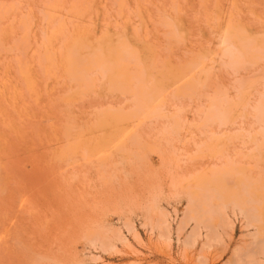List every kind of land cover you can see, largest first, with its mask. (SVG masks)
Here are the masks:
<instances>
[{
  "label": "rangeland",
  "instance_id": "1",
  "mask_svg": "<svg viewBox=\"0 0 264 264\" xmlns=\"http://www.w3.org/2000/svg\"><path fill=\"white\" fill-rule=\"evenodd\" d=\"M229 29L262 41L264 0H0V264H264V52L234 67ZM75 44L135 50L159 116L71 77Z\"/></svg>",
  "mask_w": 264,
  "mask_h": 264
},
{
  "label": "bare ground",
  "instance_id": "2",
  "mask_svg": "<svg viewBox=\"0 0 264 264\" xmlns=\"http://www.w3.org/2000/svg\"><path fill=\"white\" fill-rule=\"evenodd\" d=\"M230 18V16H229ZM178 23V22H177ZM180 24V23H178ZM176 25V24H175ZM230 26V25H229ZM177 27V25H176ZM182 25L180 26V30H181ZM236 29V27H235ZM175 30V29H174ZM179 30V29H178ZM183 30V29H182ZM227 30V29H226ZM60 31V30H59ZM177 31V30H176ZM184 31V30H183ZM58 32V31H57ZM226 32V31H225ZM244 32V31H243ZM183 33V32H182ZM181 33V36H183ZM55 34V33H54ZM178 34V33H177ZM184 34V33H183ZM62 35V34H61ZM246 35V33L244 34ZM240 31H236V30H232L229 29V31L226 33L224 39H223V44L226 47L225 50V54L226 56H228L230 58V61L232 62V64L234 65V67H238L240 65H243L246 61H253L258 59V57L264 52V39L262 41H256V39H250L249 35L248 38L246 36H244ZM51 38V36L49 37ZM53 38V37H52ZM253 38V37H252ZM81 39V38H80ZM49 40V39H48ZM51 40V39H50ZM75 40V39H74ZM105 40V39H104ZM261 40V39H260ZM73 42V41H72ZM80 42V40L78 41ZM103 42V41H102ZM108 42V40L106 41V43ZM120 43V41H119ZM118 43V44H119ZM122 43V42H121ZM74 44V43H73ZM72 44V45H73ZM102 44V43H101ZM117 44V45H118ZM104 45V43H103ZM102 45V46H103ZM79 46L80 44H75L74 46L70 47L67 52L65 50V63L67 66V72L69 74H71V77L73 76L76 81L78 82H82L83 84H85V88L89 89L90 86L93 84L90 80L89 77V72L91 71V69L93 70V68L97 71H99L102 75L107 76L108 77V81H109V85H110V89L112 90H119V91H131L134 90L135 93V97H136V102H137V107L135 109V111L130 115L129 118H131V116L133 117H138V116H142L144 113L145 109H153L152 113L153 115H157L154 113H158L157 110L159 107V103L157 104V107H154V103H156L162 96H161V89H163V85L160 83L158 84H154L152 86H147L144 82V74L141 75L140 74H136V76H132V74H128L127 72H125L123 69H119V67L121 66L122 62H126V61H132V59L135 60V58L137 57L135 55L132 57V54L130 51L127 50L126 47L124 46H115L113 48L107 49L106 53H102V52H96L93 55L90 54L88 58H83L81 56H78L79 54ZM113 46V45H112ZM130 46V44H129ZM128 46V47H129ZM223 46V45H222ZM131 47V46H130ZM67 48V47H66ZM65 48V49H66ZM91 48V47H90ZM109 48V47H108ZM96 49V48H95ZM130 49V48H129ZM134 49V47H132V50ZM81 50V49H80ZM99 51V50H98ZM95 52V50H94ZM104 52V51H103ZM136 53V51L134 50V54ZM133 54V55H134ZM88 55V54H87ZM86 56V55H85ZM261 58V57H260ZM64 59V58H63ZM230 62V63H231ZM130 63V62H129ZM198 63V62H197ZM248 62H246L247 64ZM201 64V62H200ZM203 64V63H202ZM201 64V65H202ZM198 65V64H197ZM200 65V66H201ZM93 66V67H92ZM195 66V65H194ZM199 66V65H198ZM197 66V67H198ZM199 66V67H200ZM201 69V68H200ZM127 70V69H126ZM208 70V69H207ZM206 72V71H205ZM208 72V71H207ZM175 73V72H174ZM92 74V73H90ZM182 75L183 73H178V75ZM187 74V73H186ZM188 76V75H186ZM178 76H176L177 78ZM185 77V76H184ZM73 79V78H72ZM133 79H136L139 83L137 85H139V87H137V85L135 84V88L134 85L132 86L131 82ZM147 79V78H146ZM154 79V78H153ZM181 80V79H180ZM183 80V79H182ZM134 81V80H133ZM136 81V82H137ZM135 82V81H134ZM158 82V81H157ZM181 82V81H180ZM193 82V81H192ZM195 82V81H194ZM31 83V82H30ZM151 83V82H150ZM154 83V82H153ZM152 83V84H153ZM29 84V83H28ZM5 84L3 83L1 86H4ZM7 85V84H6ZM196 84H192L191 83V90L192 88L195 89ZM30 87V86H29ZM84 87V85H83ZM93 87V86H92ZM137 87V88H136ZM186 87V86H185ZM249 87V86H248ZM133 88V89H132ZM167 88V87H166ZM187 90L189 91L190 89L187 88ZM133 93V92H132ZM264 93V92H263ZM243 94V93H242ZM246 93H244L245 95ZM161 96V97H160ZM241 96V95H240ZM239 96V97H240ZM163 98V97H162ZM245 98V97H243ZM216 99V98H215ZM240 99L242 100V98L240 97ZM248 99V98H246ZM224 100V101H223ZM223 100H214L211 103L210 109L206 115V121L212 123L213 121H219L222 125L226 124L228 121L231 122L230 120L232 119L233 113L235 112V109L238 107V103L237 104H232V103H228L226 102L227 99H223ZM226 100V101H225ZM237 100V99H236ZM164 101V100H163ZM239 101V99H238ZM243 101V100H242ZM211 102V101H210ZM232 102V101H231ZM234 102V100H233ZM163 103V102H162ZM242 104V102L240 101L239 104ZM245 102H243L244 104ZM161 105V104H160ZM156 106V105H155ZM244 106V105H243ZM163 107V106H162ZM161 108V107H159ZM239 108V107H238ZM257 115L259 117V121L264 123V94L261 96V99L259 101V104L257 105ZM134 110V109H132ZM237 111V110H236ZM123 114V113H122ZM150 114V115H151ZM162 114V113H160ZM148 115V114H147ZM149 115V116H150ZM151 115V117L153 116ZM177 115V114H176ZM236 115V114H235ZM159 116V115H157ZM156 116V117H157ZM163 116V115H162ZM132 117V118H133ZM179 117V116H178ZM182 117V116H181ZM126 118H128L126 115H120L118 114H104L103 115V122L104 123H118L122 120H125ZM236 118V117H235ZM178 119V118H177ZM235 120V119H234ZM178 121V120H177ZM203 123V122H202ZM179 124V123H178ZM231 124V123H230ZM174 125V124H172ZM171 125V126H172ZM208 125V124H207ZM216 125V124H215ZM234 125V124H233ZM180 126V125H178ZM209 126V125H208ZM211 126V125H210ZM118 127V126H117ZM177 127V126H176ZM180 127H183L182 125ZM117 128H115L114 130H116ZM181 129V128H180ZM118 130V129H117ZM120 130V129H119ZM179 130V129H178ZM170 131H172L170 129ZM168 131V132H170ZM120 132V131H119ZM107 133V132H106ZM118 133V132H117ZM173 133V132H172ZM178 133H180L178 131ZM119 134V133H118ZM113 135V134H112ZM169 135V134H168ZM173 135V134H172ZM108 136V135H107ZM118 136V135H117ZM216 136V135H215ZM223 136V134H222ZM111 138V137H110ZM230 138V137H229ZM115 139V138H114ZM117 139V138H116ZM212 139V138H211ZM217 139V143L219 140H221L220 138H216ZM213 141V140H212ZM215 141V140H214ZM213 141V142H214ZM231 141V140H230ZM100 142V141H99ZM106 142V141H105ZM108 142V141H107ZM113 142V140H112ZM220 142L223 143V141L221 140ZM137 143V142H136ZM212 143V142H211ZM209 143V144H211ZM256 143V142H255ZM215 144V143H212ZM258 144V143H257ZM256 144V145H257ZM98 146H101L102 144H96ZM137 145V144H136ZM220 145V144H219ZM262 145V144H261ZM94 146V145H93ZM92 146V147H93ZM211 146V145H210ZM215 146V145H213ZM258 146V145H257ZM260 146V145H259ZM114 147V146H113ZM96 148V147H95ZM218 148V147H217ZM262 148V147H261ZM96 150V149H95ZM94 150V151H95ZM102 150V149H101ZM108 150V149H106ZM93 151V150H92ZM215 152V151H214ZM262 153V152H261ZM143 155V154H142ZM143 158V157H142ZM258 159V158H257ZM140 161V160H139ZM141 161H143L141 159ZM240 173V172H239ZM223 175L222 173H217V175ZM220 180V178L218 179ZM216 181V180H215ZM250 181V180H249ZM245 184V183H244ZM249 187V186H247ZM252 188V187H251ZM250 189V188H249ZM238 198V197H237ZM236 201V199H235ZM158 202V201H157ZM242 202V201H240ZM193 203V202H192ZM236 203V202H235ZM157 204V203H156ZM196 204V203H195ZM237 204V203H236ZM240 204V203H238ZM246 204V203H245ZM199 205V204H198ZM157 207V206H156ZM211 211V210H210ZM212 212V211H211ZM209 213V212H208ZM216 213V212H215ZM119 237V236H118ZM120 239V237H119ZM121 240V239H120ZM92 243V242H91ZM93 245V244H92Z\"/></svg>",
  "mask_w": 264,
  "mask_h": 264
}]
</instances>
